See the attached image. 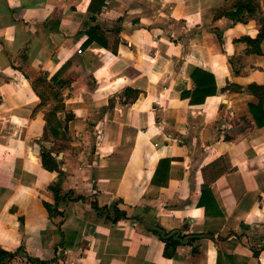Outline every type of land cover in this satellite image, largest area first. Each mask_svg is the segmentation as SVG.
I'll list each match as a JSON object with an SVG mask.
<instances>
[{
  "label": "crops",
  "instance_id": "obj_1",
  "mask_svg": "<svg viewBox=\"0 0 264 264\" xmlns=\"http://www.w3.org/2000/svg\"><path fill=\"white\" fill-rule=\"evenodd\" d=\"M231 1L105 0L91 13V0H0V249L12 254L0 264H264V126L248 111L264 41L246 52L258 29L218 15ZM90 28L107 47H82ZM196 68L216 85L201 103ZM59 180L83 199L56 204ZM133 215L179 232L173 257Z\"/></svg>",
  "mask_w": 264,
  "mask_h": 264
},
{
  "label": "trees",
  "instance_id": "obj_2",
  "mask_svg": "<svg viewBox=\"0 0 264 264\" xmlns=\"http://www.w3.org/2000/svg\"><path fill=\"white\" fill-rule=\"evenodd\" d=\"M104 4H105V0H91L88 6V11L91 13L99 12ZM249 8H250L249 3L244 4V2H233L231 5H228L224 10L219 11L218 15H226L227 17H230L232 19H239L242 22H247L248 19H246V16H247V10ZM242 15L244 16L241 17ZM261 24L262 26L257 27L258 35L256 38L254 39L250 37L241 38V41L247 44V48H246L247 53H253L257 55L262 54L261 44L264 41V23L261 21ZM85 33L87 35V39L82 44V47L88 46L92 42H97L101 46L107 47V43L105 39L97 33L96 28H90L86 30ZM56 75H58V73ZM56 75L54 77H56ZM191 78L193 79V81L197 86V88L192 92L191 102L201 103L207 96L215 95L216 85L212 74L196 68L192 72ZM249 91L254 97H256L257 102L248 103V111L251 114L255 124L258 127H263L264 126V85L252 84L249 86ZM40 157L44 168L48 170H56L59 172L60 176H63L64 173L59 170L55 158L51 156L50 152L44 147H41ZM169 162H170L169 159H162L159 161V165L156 169L153 182H156L158 180L157 178L160 177L164 173V171L167 172ZM49 189L51 190V192L55 197L56 204L66 199L67 200L83 199L81 196L73 197L72 191L63 193L60 180L59 182L49 186ZM205 195L206 194L204 193L202 194L198 202L199 205L203 203V198ZM43 205L47 209L49 216L59 213L57 208H54L51 204L47 202H43ZM92 206L97 211L99 216L104 215L105 220L110 221L111 223H116L120 219L127 218L126 212L120 210L117 207V203H114L109 209L107 207L99 208L95 203H93ZM132 218L136 219L139 223H141L143 219L141 216H137V215H133ZM147 231L152 232L148 229ZM153 233L157 234L156 232ZM161 240L165 243L164 254L167 257H173L176 251V247L179 245V242L172 237L169 239L161 238ZM18 251L24 252L23 248L19 249ZM7 256H12V254L0 249V262L2 261L3 258ZM27 259L32 261V259L29 256H27Z\"/></svg>",
  "mask_w": 264,
  "mask_h": 264
},
{
  "label": "rangeland",
  "instance_id": "obj_3",
  "mask_svg": "<svg viewBox=\"0 0 264 264\" xmlns=\"http://www.w3.org/2000/svg\"><path fill=\"white\" fill-rule=\"evenodd\" d=\"M233 2H244V4L249 3L250 8L247 10V16L246 19L248 20H256L255 24L256 27L262 26L261 21L264 23V0H232L230 4ZM258 23V24H257ZM44 75H40L38 78L43 79ZM63 133V132H62ZM66 137V138H65ZM53 142L54 144L50 145L51 148L56 150L58 152L59 150H63L65 147L68 146L69 143H67V136L64 134L57 136L56 138L54 136H50L48 134L42 135L41 139L38 142ZM46 143H40V145L45 146ZM59 144V145H58ZM57 154V153H56Z\"/></svg>",
  "mask_w": 264,
  "mask_h": 264
},
{
  "label": "water",
  "instance_id": "obj_4",
  "mask_svg": "<svg viewBox=\"0 0 264 264\" xmlns=\"http://www.w3.org/2000/svg\"><path fill=\"white\" fill-rule=\"evenodd\" d=\"M141 223L148 230H150L152 232H156L158 234V236H160L162 239H169L171 237L178 239L179 232H177V231L166 233L165 230H163L161 227H159L155 224H152L151 222H149L147 220H142Z\"/></svg>",
  "mask_w": 264,
  "mask_h": 264
}]
</instances>
